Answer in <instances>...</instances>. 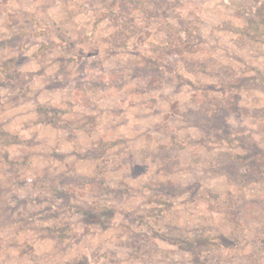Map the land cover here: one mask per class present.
I'll use <instances>...</instances> for the list:
<instances>
[{
	"label": "rangeland",
	"instance_id": "rangeland-1",
	"mask_svg": "<svg viewBox=\"0 0 264 264\" xmlns=\"http://www.w3.org/2000/svg\"><path fill=\"white\" fill-rule=\"evenodd\" d=\"M0 264H264V0H0Z\"/></svg>",
	"mask_w": 264,
	"mask_h": 264
}]
</instances>
